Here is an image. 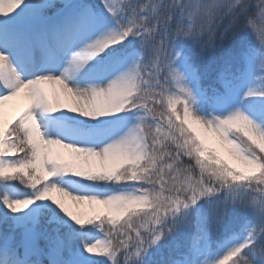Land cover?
Masks as SVG:
<instances>
[{"label": "snow or ice", "instance_id": "1", "mask_svg": "<svg viewBox=\"0 0 264 264\" xmlns=\"http://www.w3.org/2000/svg\"><path fill=\"white\" fill-rule=\"evenodd\" d=\"M254 17L264 0H0V264H264Z\"/></svg>", "mask_w": 264, "mask_h": 264}, {"label": "trees", "instance_id": "2", "mask_svg": "<svg viewBox=\"0 0 264 264\" xmlns=\"http://www.w3.org/2000/svg\"><path fill=\"white\" fill-rule=\"evenodd\" d=\"M254 22L257 25V27H260L261 25H264V21L260 20L258 17H254ZM248 39L251 40V39H253V37L252 36H248Z\"/></svg>", "mask_w": 264, "mask_h": 264}]
</instances>
